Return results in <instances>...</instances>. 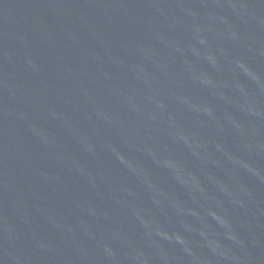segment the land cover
Segmentation results:
<instances>
[{
  "label": "water",
  "instance_id": "1",
  "mask_svg": "<svg viewBox=\"0 0 264 264\" xmlns=\"http://www.w3.org/2000/svg\"><path fill=\"white\" fill-rule=\"evenodd\" d=\"M0 264H264V0H0Z\"/></svg>",
  "mask_w": 264,
  "mask_h": 264
}]
</instances>
